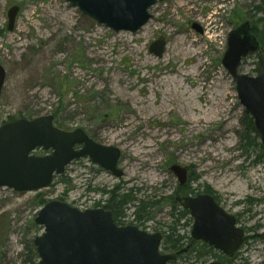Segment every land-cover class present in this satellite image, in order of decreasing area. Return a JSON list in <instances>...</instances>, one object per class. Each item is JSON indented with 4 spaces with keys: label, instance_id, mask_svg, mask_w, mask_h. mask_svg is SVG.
<instances>
[{
    "label": "rangeland",
    "instance_id": "374dc122",
    "mask_svg": "<svg viewBox=\"0 0 264 264\" xmlns=\"http://www.w3.org/2000/svg\"><path fill=\"white\" fill-rule=\"evenodd\" d=\"M262 1L166 0L132 34L99 25L67 0H0V64L7 72L0 120L62 110L67 131L81 129L95 143L119 149L124 172L116 178L84 158L47 189H0V264L40 263L34 241L44 229L35 220L43 201L114 212L112 196L102 190L134 189L135 197L159 201L150 221L128 206L118 222L164 236L176 219L171 197L180 188L174 166L189 171L187 190L201 194L208 187L246 231L247 243L231 264H264V148L248 129L251 117L222 65L229 34L253 25ZM13 7L20 12L9 31ZM158 40L167 44L162 58L149 51ZM262 54L244 59L239 74L257 77ZM191 231L185 218L175 236L188 244ZM205 254L197 245L179 263L214 260Z\"/></svg>",
    "mask_w": 264,
    "mask_h": 264
},
{
    "label": "water",
    "instance_id": "95a60500",
    "mask_svg": "<svg viewBox=\"0 0 264 264\" xmlns=\"http://www.w3.org/2000/svg\"><path fill=\"white\" fill-rule=\"evenodd\" d=\"M166 0H67L74 8L107 26L115 33L135 34L152 19L150 10ZM19 7L8 11L12 31ZM199 30V29H198ZM201 31V30H199ZM166 42L158 40L149 51L157 58L165 54ZM249 24L232 31L223 67L236 83L239 101L252 117L264 148V54L259 57L257 77L239 74L244 58L259 50ZM7 74L0 64V98ZM83 146L80 150L76 147ZM37 150L51 152L46 157L33 155ZM89 158L94 164L123 178L118 169L121 151L95 143L83 130L67 132L57 128L52 116L21 119L0 127V189L32 193L47 189L55 176H62L74 161ZM171 172L180 186L188 182V171L174 166ZM184 210L195 219L191 238L234 256L244 243V230L235 217L220 208L211 195L180 199ZM44 234L34 241L40 264H169L176 256L162 255L161 234H148L137 227H119L111 212L103 209L80 211L65 203L52 201L36 218ZM221 264V263H210Z\"/></svg>",
    "mask_w": 264,
    "mask_h": 264
},
{
    "label": "trees",
    "instance_id": "16d2710c",
    "mask_svg": "<svg viewBox=\"0 0 264 264\" xmlns=\"http://www.w3.org/2000/svg\"><path fill=\"white\" fill-rule=\"evenodd\" d=\"M255 15L257 17H259V19L257 21H255L253 23V25L252 24L250 25L249 23H246V24H249L250 32L257 39V41L259 43V47H260L259 51H261V52L263 51V53H264V1H262L260 3V6L256 8ZM61 112H62V110H55L52 115L54 116L56 126L62 130L67 131V130H69V129H67L68 126H66V124L61 121L63 119L60 116ZM22 119H25V118H22ZM29 120H32V119H29ZM6 123H7V121L0 120V126L4 125ZM248 129L250 131H252L254 134H256L257 137H259L255 131L252 119H249ZM118 190L113 191V192L112 191L111 192H105V190L101 191L102 193H104L106 195L110 194L112 196L111 203H112V206L114 208V211L116 212V213L115 212L113 213L114 214V220L118 226H123V225L119 224L118 218L121 217L120 213L122 211H124L125 209H127L128 206L133 207V209H135V215L137 217L140 218V216H144L145 221H147V222L150 221L151 215L153 214V212L155 211L157 206H159V204H160L159 201H154L153 198L148 197V196H146V197L141 196L139 198H138V196L135 197L134 194L136 195L139 190L135 192L134 189H132L129 192L124 191L125 193L119 192L120 190L119 191ZM179 191L181 194L185 192L184 188L180 189ZM199 192H200L199 190L190 189V190H187L186 194L189 195V194H195L196 193L198 195ZM205 193H212V191L207 187L205 190ZM137 195H139V194H137ZM47 203L48 202H45V201L42 202L43 206L46 205ZM185 216L186 215H184L183 213L180 212L179 213V219L175 220V224L170 226V227L169 226L166 227L167 233H164V241L162 244V249L164 251L165 250H166V252L171 251V254L176 253L178 250L181 251L182 247L184 246L186 238L180 237V236H178L176 238L175 234L177 233L176 227L178 226L180 221ZM202 248L206 252V254H205L206 257L213 258L214 260H219L225 264H231L230 261L227 262L226 258H224L222 255L215 253L214 250L209 248L208 246L204 245V246H202ZM200 257L201 256L198 255L199 259H200ZM204 263H206V262H204Z\"/></svg>",
    "mask_w": 264,
    "mask_h": 264
},
{
    "label": "flooded vegetation",
    "instance_id": "af4514ba",
    "mask_svg": "<svg viewBox=\"0 0 264 264\" xmlns=\"http://www.w3.org/2000/svg\"><path fill=\"white\" fill-rule=\"evenodd\" d=\"M82 148V147H81ZM39 152H41V151H39ZM190 181V179H188V183L186 184V185H184V187H179L180 189H183L184 188V193H180L179 191H178V193H175V194H173L172 195V197H171V199L173 200V206H172V210H173V212H172V216H174V218H176L175 220H178L179 219V213L181 212V213H183L184 215H186L183 219H185V218H187L188 219V221H190L191 223H192V231H193V227H194V223H195V219L191 216V213H190V211H188V210H184L182 207H181V205H180V203H179V200L180 199H184V198H196V197H198V196H200V194H189V195H187L186 194V192H187V189H188V187H189V182ZM202 195H211L214 199H215V202L217 203V205L220 207V208H222L227 214H229L230 216H233V215H231L230 213H228L220 204H219V202H218V199L216 198V196H214V194H212V193H201ZM103 209V208H102ZM105 211H108V212H111L112 213V215H113V217H114V212H112L111 210H105ZM178 211H179V213H178ZM116 213V212H115ZM178 213V214H177ZM233 217H235V216H233ZM182 219V220H183ZM235 219H236V222H237V227L238 228H240V229H242V230H244L243 228H241L239 225H238V221H237V218L235 217ZM119 220V219H118ZM181 220V221H182ZM180 221V222H181ZM192 231H191V233H192ZM244 232H245V236H244V243H243V245L241 246V248L244 246V244L245 243H247V239H248V235H246V231L244 230ZM180 237H183V236H180ZM197 245H201V246H204V245H206V246H208L209 248H211V249H213L214 250V252L215 253H217V254H219V255H222L224 258H226L227 259V262H231L235 257H236V255L240 252V250H241V248H240V250L234 255V256H232V257H226L222 252H220V251H218V250H216L214 247H210L209 245H207V244H205L204 242H201V241H197V242H194L193 240H192V238H191V234H190V239H188V244H184V246L182 247V249H181V251L180 250H178L176 253H175V256H176V259H175V263L176 264H180L179 262H180V259L181 258H184V257H186V255L187 254H189L191 251H192V249L195 247V246H197ZM210 263H221V264H225V263H223V262H221V261H219V260H213V261H209L208 262V264H210Z\"/></svg>",
    "mask_w": 264,
    "mask_h": 264
},
{
    "label": "bare ground",
    "instance_id": "6f19581e",
    "mask_svg": "<svg viewBox=\"0 0 264 264\" xmlns=\"http://www.w3.org/2000/svg\"><path fill=\"white\" fill-rule=\"evenodd\" d=\"M165 106V105H164ZM198 123V122H197Z\"/></svg>",
    "mask_w": 264,
    "mask_h": 264
}]
</instances>
